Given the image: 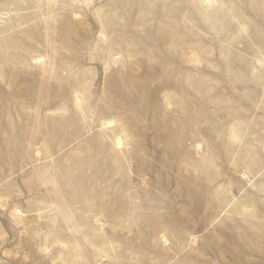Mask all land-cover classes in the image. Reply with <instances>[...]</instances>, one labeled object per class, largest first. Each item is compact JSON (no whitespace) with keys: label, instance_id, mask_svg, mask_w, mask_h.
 Instances as JSON below:
<instances>
[{"label":"rangeland","instance_id":"rangeland-1","mask_svg":"<svg viewBox=\"0 0 264 264\" xmlns=\"http://www.w3.org/2000/svg\"><path fill=\"white\" fill-rule=\"evenodd\" d=\"M0 103V264H264V0H0Z\"/></svg>","mask_w":264,"mask_h":264},{"label":"bare ground","instance_id":"bare-ground-1","mask_svg":"<svg viewBox=\"0 0 264 264\" xmlns=\"http://www.w3.org/2000/svg\"><path fill=\"white\" fill-rule=\"evenodd\" d=\"M165 1H167V0H165ZM189 1V0H188ZM151 3V2H150ZM164 3V2H163ZM166 4V3H165ZM185 4V3H184ZM188 4V3H187ZM114 6V5H113ZM213 6V5H212ZM206 7V6H205ZM211 7V6H210ZM154 8V7H153ZM215 8V7H214ZM211 9V8H210ZM184 10H185V8H184ZM259 10V9H258ZM191 11V10H190ZM194 11H195V9H194ZM212 11V10H211ZM210 11V12H211ZM143 12V11H142ZM207 12V11H206ZM139 13V12H138ZM172 13V12H171ZM213 13V12H212ZM212 13H210L211 14V16L213 15ZM207 15H209V14H207ZM215 15V14H214ZM213 15V17H215ZM172 16V15H171ZM206 16V15H205ZM210 16V17H211ZM210 17H208L209 19V21L211 20L210 19ZM212 17V18H213ZM164 18V17H163ZM199 18V17H198ZM200 19V18H199ZM203 19V18H202ZM171 20V19H170ZM173 20V19H172ZM178 20V19H177ZM197 20V19H196ZM224 20V19H223ZM220 21V20H219ZM175 22V21H174ZM177 23H178V21H176ZM213 22H214V19H213ZM167 23V22H166ZM170 22L168 21V24H169ZM199 23V22H198ZM225 23V22H224ZM174 24V23H173ZM179 24V23H178ZM172 25V24H171ZM180 25V24H179ZM184 25V24H183ZM212 25V24H211ZM215 25V24H214ZM72 26V25H71ZM79 27H80V25H78ZM110 26V23H109V25L107 26V27H109ZM208 26H209V24H208ZM225 27V26H224ZM74 28V27H73ZM111 28V27H110ZM174 28H175V26H174ZM210 28V27H209ZM214 28V27H213ZM231 28V27H230ZM212 29V28H211ZM210 31V30H209ZM66 32V31H65ZM72 32V31H71ZM74 32V31H73ZM107 32V31H106ZM166 32V31H165ZM162 33V32H161ZM72 34H74V33H72ZM65 35H68V32H67V34H65ZM84 36V35H83ZM217 36V35H216ZM67 37V36H66ZM203 37V36H202ZM188 38V37H187ZM226 38V37H225ZM71 39V38H70ZM170 39V38H169ZM64 40V39H63ZM84 40V39H83ZM68 41V40H67ZM172 41V40H171ZM200 41V40H199ZM65 42V41H64ZM167 42V41H166ZM200 43V42H199ZM233 43V42H232ZM67 44H68V42H67ZM147 45V44H146ZM234 46V45H233ZM254 46V45H253ZM252 46V47H253ZM227 48V47H226ZM118 49V48H117ZM123 50V49H122ZM106 51V50H105ZM260 51V50H259ZM258 51V52H259ZM210 52V51H209ZM261 52V51H260ZM222 53V52H221ZM224 53V52H223ZM180 58V57H179ZM129 59V58H128ZM238 62V61H237ZM136 65V64H135ZM139 65H141V68H144V67H149L148 65H150L149 63L147 64L145 61H142V63L141 64H139ZM134 66V65H133ZM135 67V66H134ZM152 67L155 69V67L152 65ZM146 68H144V70H143V72H142V74L140 73V74H137V73H139V72H136V74H135V78H134V81H132L131 79L130 80H125V87L127 88L130 84H132V82L134 83H140V82H138L137 80L138 79H143V80H146V81H149V80H151L152 78H153V75L152 76H150L151 74H152V71H150V70H147ZM150 69V68H149ZM133 70V69H132ZM135 72V71H134ZM119 75V74H118ZM151 78V79H150ZM117 79V78H116ZM114 81H116L115 79H114ZM132 81V82H131ZM124 84V83H123ZM127 85V86H126ZM138 85V84H137ZM122 87H124V85H121ZM132 86H133V84H132ZM132 86H130V87H132ZM135 86V85H134ZM140 88V91H144V90H148L149 88L151 89V90H153V87L150 85V86H148L147 87V85H145V84H142L141 86L140 85H138ZM124 87V88H125ZM130 87H128V88H130ZM181 87V86H180ZM66 88V87H65ZM112 88V87H111ZM123 88V90L124 91H127V89L125 90ZM137 88V87H136ZM122 89V88H121ZM132 89H133V87H132ZM132 89H129L128 91H127V93L125 94V95H127L128 96V99H130V100H133V101H136L137 102V100H136V94L135 93H133L132 91H130V90H132ZM138 89V88H137ZM117 92V91H116ZM123 92V91H122ZM157 91L156 90H154V91H152V97L150 96V98H152V99H155V97H153L154 95H155V93H156ZM123 93H125V92H123ZM188 94V93H187ZM71 95V94H70ZM122 96H124V94L122 95ZM125 97V96H124ZM66 98H68V97H66ZM128 99H125V100H127V102H129V100ZM69 100V99H68ZM108 100V99H107ZM168 100V99H167ZM4 101V100H3ZM70 101V100H69ZM79 101V100H78ZM131 102V101H130ZM192 102V101H191ZM160 103V102H159ZM181 103V102H180ZM52 104V103H51ZM50 104V105H51ZM2 105L3 104H1L0 103V116H4L2 113H1V111H2ZM161 105V104H160ZM192 105V104H191ZM5 106V105H4ZM137 106H138V108H140V110H143V112L145 113V114H148L149 112H152V116H153V118L156 120V122L158 123V125L157 126H154L153 128H160L161 129V127H168V131L167 132H169V133H166V134H162V133H159V135L158 136H160V137H164V139H165V141H166V145L168 146V148H170L171 146H172V139L174 138V136H175V134L174 133H172V131H173V129H174V124L172 123L174 120H173V118H170V119H172V120H167L166 118H158V117H155V116H159V113L161 112L162 113V110H161V108L159 107V104H158V102L156 101V99L154 100V101H152V103H149V104H147V102L143 99V100H141V101H138V103H137ZM109 107V106H108ZM183 107V106H182ZM161 110V111H160ZM190 110V109H189ZM104 111H106V110H104ZM102 113V112H101ZM76 116H77V114H76ZM54 118V117H53ZM197 119V118H196ZM196 119H195V121H196ZM49 120V119H48ZM47 121V120H46ZM52 121V120H51ZM0 122H3V121H0ZM97 122V121H96ZM95 123V122H94ZM178 123V122H177ZM51 124V123H50ZM67 124V123H66ZM70 124V123H69ZM5 125H7L6 124V122H3V125H1L2 127H5ZM46 125V124H45ZM87 125H88V123H87ZM185 125V124H184ZM195 126V125H194ZM259 126V125H258ZM7 127V126H6ZM65 127V126H64ZM82 127H84L83 125H82ZM5 129V128H4ZM61 128L60 127H58L57 128V130H60ZM84 129V128H83ZM83 129H80V130H83ZM147 129V128H146ZM79 130V129H78ZM222 130V129H221ZM5 131V130H4ZM55 131V130H54ZM86 131V130H85ZM101 132V131H100ZM5 133H6V131H5ZM8 133V132H7ZM47 133V132H46ZM64 133V132H63ZM107 133V132H106ZM67 134V133H66ZM6 135V134H5ZM174 135V136H173ZM183 135L184 134H180V141H181V145H183L184 144V137H183ZM7 136V135H6ZM95 136V135H94ZM106 135L104 134V132L103 133H99V134H97V137L99 138V150L100 151H102V150H105V152H106V147L108 148V142L106 143L105 141H104V137H105ZM8 137V136H7ZM89 140H90V138H88ZM109 139V138H108ZM4 140V138L2 139V140H0V145H3L4 144V141L6 140V138H5V140ZM179 141V140H178ZM51 142V141H50ZM174 143V142H173ZM91 144V143H90ZM84 145V144H83ZM95 145V144H94ZM21 146V145H20ZM210 146V145H209ZM25 148V147H24ZM104 148V149H103ZM7 149V148H6ZM12 149H13V147H12ZM90 149V148H89ZM10 150V149H9ZM52 150V149H51ZM98 150V149H97ZM113 150V149H112ZM111 150V151H112ZM107 151H109V150H107ZM5 152V151H4ZM9 151H7L6 152V154H4L3 153V150L2 149H0V163L1 162H6V161H10L9 159H11V157L10 158H8L9 156V153H8ZM113 152V151H112ZM222 153H224V152H222ZM221 153V154H222ZM101 154H102V152H101ZM18 155V154H17ZM109 155V154H108ZM107 154H106V157L108 156ZM95 156V155H94ZM93 156V157H94ZM188 156V155H187ZM87 158V157H86ZM189 158H191V157H189ZM226 159V158H225ZM16 160V159H15ZM28 160V159H27ZM58 160V159H57ZM56 160V161H57ZM5 167V166H4ZM18 167V166H17ZM108 167V166H107ZM246 167V166H245ZM87 169V168H86ZM192 172V171H191ZM191 172H190V174H191ZM189 174V175H190ZM189 178H190V176H187V180H186V182H188V181H190L189 180ZM194 179V178H193ZM192 179V180H193ZM74 180H76V179H74ZM215 180V179H214ZM202 181H200L199 182V184L201 183ZM189 183V182H188ZM75 184V183H74ZM78 184V183H77ZM186 184V183H185ZM184 184V185H185ZM90 185V184H89ZM188 185V184H187ZM209 185H211V184H209ZM186 186V185H185ZM74 187V186H73ZM207 187V186H206ZM210 187H213V186H210ZM202 188V187H201ZM33 189H35V188H33ZM208 189V188H207ZM214 189V188H213ZM61 190V189H60ZM67 190V189H66ZM65 190V191H66ZM183 190V189H182ZM187 190L189 191V192H193V190H191V188L189 189L188 187H187ZM205 190V189H204ZM209 190V189H208ZM211 190H212V188H211ZM211 190H209L208 191V193L211 191ZM68 191V190H67ZM181 190L180 189H178V191L177 192H180ZM199 191V190H198ZM207 191V190H206ZM215 191V190H214ZM78 192V191H77ZM104 192V191H103ZM184 192V191H183ZM196 192V191H195ZM202 191H199L198 193H201ZM194 193V192H193ZM211 193V192H210ZM217 194V193H216ZM86 195V194H85ZM119 201V200H118ZM256 201V200H255ZM70 202H71V200H70ZM92 202V201H91ZM120 202V201H119ZM86 203V202H85ZM121 203H123V202H121ZM101 204V203H100ZM89 206V205H88ZM125 206V205H124ZM165 206H166V204H165ZM89 207H91V206H89ZM103 207V206H102ZM120 207H122V206H120ZM119 207V208H120ZM158 207V206H157ZM126 208V207H125ZM125 208H123L122 210H124ZM161 208V207H160ZM121 209H120V211H122ZM176 210V209H175ZM83 211V210H82ZM81 211V212H82ZM103 212V211H102ZM148 216V215H147ZM187 219V218H186ZM213 219V218H212ZM166 220V219H165ZM185 222H187V220H185ZM206 222V221H205ZM45 223V222H44ZM188 223V222H187ZM249 223V222H248ZM42 226V225H41ZM157 226V225H156ZM154 232V231H153ZM156 232V231H155ZM57 234V233H56ZM234 235V234H233ZM236 235V234H235ZM235 235H234V237H231L230 236V239L232 240V239H234L235 238ZM242 235V234H241ZM60 236V235H59ZM211 236V235H210ZM63 238V237H62ZM248 238V237H247ZM27 239V238H26ZM53 239V238H52ZM240 239V238H239ZM238 239V240H239ZM249 240V239H248ZM237 241V240H236ZM235 241V242H236ZM60 242V241H59ZM235 244V243H234ZM239 246V245H238ZM61 253V252H60ZM159 253V252H158ZM262 254V253H261ZM188 256V255H187ZM68 257V256H67ZM65 259V258H64ZM194 261V260H193Z\"/></svg>","mask_w":264,"mask_h":264}]
</instances>
